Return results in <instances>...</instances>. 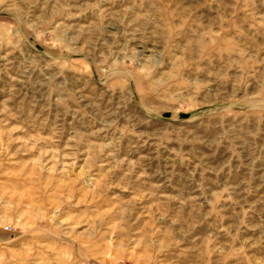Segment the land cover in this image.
Wrapping results in <instances>:
<instances>
[{
    "label": "rangeland",
    "instance_id": "obj_1",
    "mask_svg": "<svg viewBox=\"0 0 264 264\" xmlns=\"http://www.w3.org/2000/svg\"><path fill=\"white\" fill-rule=\"evenodd\" d=\"M0 264H264V0H0Z\"/></svg>",
    "mask_w": 264,
    "mask_h": 264
}]
</instances>
